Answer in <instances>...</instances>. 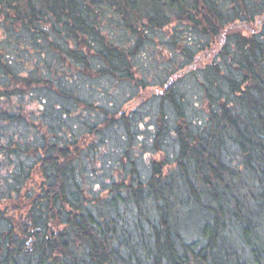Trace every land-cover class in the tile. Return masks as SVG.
Instances as JSON below:
<instances>
[{"label":"trees","instance_id":"obj_1","mask_svg":"<svg viewBox=\"0 0 264 264\" xmlns=\"http://www.w3.org/2000/svg\"><path fill=\"white\" fill-rule=\"evenodd\" d=\"M166 27L182 62L149 127L89 84L149 86L131 48ZM140 126L169 152L147 171ZM0 264H264V0H0Z\"/></svg>","mask_w":264,"mask_h":264},{"label":"rangeland","instance_id":"obj_2","mask_svg":"<svg viewBox=\"0 0 264 264\" xmlns=\"http://www.w3.org/2000/svg\"><path fill=\"white\" fill-rule=\"evenodd\" d=\"M171 28L166 27L163 30L154 31L155 33L150 34L147 40L146 38L143 39L139 48H135V46H137L135 43L131 48L132 53L134 52V57L131 62L133 65L134 78H144L146 83H149V86L146 88H139V86H136L133 82L131 84L125 82H111L106 84L108 87H104L105 84L102 82H91L89 84V87L95 91L99 90L100 93L106 92L109 99L108 102L120 101V103H122L121 111H126V113L129 111L136 113H139L138 111H143L142 121H145L146 125L149 127L152 124H155L156 126L158 125L156 124V121L150 123L147 122L148 118H152L154 120L155 115L154 111L150 109L147 110L151 95L154 93L159 95V93H161L163 88L162 85L168 79L169 73H171L172 70L177 71V68L182 62L180 56L181 54L179 52L181 45L174 46L170 43L172 40ZM254 28L255 26H252V29ZM108 31L116 37L118 41H121V44L126 46L128 45V42H125V37H117L119 36L117 29L109 25V22ZM244 33H246V31H244ZM143 44L144 47L142 48ZM172 52H175L176 56H173ZM198 60L201 61V55H198ZM194 74L197 75L198 73L196 72ZM191 75L192 76L190 77L189 72L187 74H182V77L179 78L183 79H175V83L178 85L180 92L183 93L184 104L186 106V117L188 120H204L208 106L201 98V92L199 90L197 80L193 78V74ZM174 78L175 77H173V79ZM171 81L173 80H169V82ZM150 87H155V89L151 90ZM144 102L145 104H143ZM168 114L169 120L173 121L172 114ZM136 137H139V140L141 139L142 141L138 142L133 140V142L129 145L127 140V142L124 143V150L131 152V158L136 162L141 171H147L151 163L160 162L165 156H168V151H153V149L149 146L148 141L143 143V138H146L147 135L142 126H140V130L138 131V135ZM117 138L120 140L121 137L117 136ZM111 141L112 143L110 145V149L109 147L103 148V152L106 157L94 162L93 166L96 171H104L103 166H106V162L109 163L107 171H117V169L121 166V163H119L120 157H117L116 159L112 157V149L117 142L112 139Z\"/></svg>","mask_w":264,"mask_h":264}]
</instances>
